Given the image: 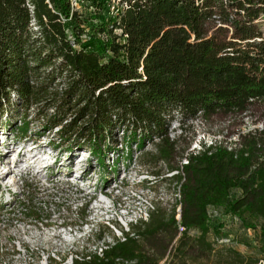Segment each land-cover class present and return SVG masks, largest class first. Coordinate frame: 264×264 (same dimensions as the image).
<instances>
[{
	"label": "trees",
	"instance_id": "16d2710c",
	"mask_svg": "<svg viewBox=\"0 0 264 264\" xmlns=\"http://www.w3.org/2000/svg\"><path fill=\"white\" fill-rule=\"evenodd\" d=\"M109 1L89 0L97 11L83 14L70 0H0V115L19 120L22 137L32 111L41 129H56L51 145L100 162L118 132L126 155L151 142L143 162L174 187L170 208L156 205L71 264H264L208 239L214 208L264 242V0H120L115 17ZM197 117L261 125L229 126L188 150Z\"/></svg>",
	"mask_w": 264,
	"mask_h": 264
},
{
	"label": "rangeland",
	"instance_id": "374dc122",
	"mask_svg": "<svg viewBox=\"0 0 264 264\" xmlns=\"http://www.w3.org/2000/svg\"><path fill=\"white\" fill-rule=\"evenodd\" d=\"M77 10L85 14L97 8L85 1ZM262 17L260 26L264 30ZM28 119L27 134L21 137L17 130L19 120L13 123L6 112L0 115V264H71L72 256L112 242L128 230L129 222L146 218L156 205L171 207L175 197L173 185L160 177L155 179L151 167L141 157L153 149L151 142L141 147L132 143L129 156L126 145L120 144L118 132L117 144L106 149L100 162L88 150L68 152L65 144L54 147L50 141L56 139V129H41L32 111ZM260 125L247 117L232 122H209L197 117L187 125L185 141L189 143L188 150H196L202 141L210 144L222 138L229 126L245 131ZM180 132L177 122L170 125L171 137ZM20 151L22 155L18 157ZM26 156L31 158L29 162L38 159L33 161L35 164L30 163L32 167H13L14 159L21 162ZM42 164L47 167L41 169ZM157 167L164 176L172 174L162 163ZM74 174L84 178L76 186L67 178ZM84 204L86 218L82 221ZM34 208L39 215L30 212ZM209 213L208 239L215 248L232 246L260 263L264 260V242L258 229L241 224L222 209L210 208ZM99 229L104 230V239H97Z\"/></svg>",
	"mask_w": 264,
	"mask_h": 264
},
{
	"label": "built area",
	"instance_id": "2783aa9c",
	"mask_svg": "<svg viewBox=\"0 0 264 264\" xmlns=\"http://www.w3.org/2000/svg\"><path fill=\"white\" fill-rule=\"evenodd\" d=\"M89 2V0H70L71 3V7L72 9H76L77 10V6L82 4L83 2ZM91 7H93V5H91ZM108 13L115 17L118 15L119 10L122 8V3L120 2V0H110L108 3ZM184 162H186L184 160ZM178 212H179V208H178ZM147 216V215H146ZM177 218H179V214L176 215ZM180 231L183 229V227L179 226Z\"/></svg>",
	"mask_w": 264,
	"mask_h": 264
},
{
	"label": "bare ground",
	"instance_id": "6f19581e",
	"mask_svg": "<svg viewBox=\"0 0 264 264\" xmlns=\"http://www.w3.org/2000/svg\"><path fill=\"white\" fill-rule=\"evenodd\" d=\"M39 152H40V151H39ZM21 155H22V151H20V153L18 154V157H20ZM84 155H87V154H84ZM35 156H36V155H35ZM27 159L30 160L31 158L29 159V156H28ZM37 159H38V158H37ZM37 159H36V160H37ZM36 160H35V161H36ZM82 160H84V159H82ZM13 161L15 162L14 165L17 166L16 163H17V161H18V158H17V159H14ZM33 161H34V160H33ZM33 161H31V162H33ZM35 161H34V162H35ZM31 162H28V167H32V166L30 165ZM34 162H33V163H34ZM33 163H32V164H33ZM0 164H1V163H0ZM34 164H35V163H34ZM42 165H43V164H42ZM38 166H39V165H38ZM38 166H37V167H38ZM44 167H47V166H46V165H43V166H41V169H43ZM37 169H39V168H37ZM16 171H17V170H16Z\"/></svg>",
	"mask_w": 264,
	"mask_h": 264
}]
</instances>
